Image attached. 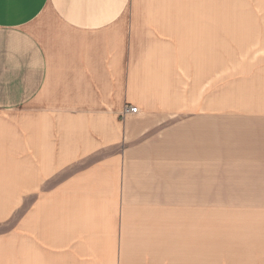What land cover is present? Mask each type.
Segmentation results:
<instances>
[{"label": "crops", "instance_id": "1", "mask_svg": "<svg viewBox=\"0 0 264 264\" xmlns=\"http://www.w3.org/2000/svg\"><path fill=\"white\" fill-rule=\"evenodd\" d=\"M131 1L0 0V264H173V205L206 203V184H174L171 149L125 143L146 134L126 102L158 108L145 98L151 75L164 77L141 69ZM215 11L198 47L202 85ZM179 155L188 183L187 143ZM247 185L234 184L246 192L229 203L255 200ZM203 253L181 264H204Z\"/></svg>", "mask_w": 264, "mask_h": 264}, {"label": "rangeland", "instance_id": "2", "mask_svg": "<svg viewBox=\"0 0 264 264\" xmlns=\"http://www.w3.org/2000/svg\"><path fill=\"white\" fill-rule=\"evenodd\" d=\"M132 4L140 7L141 69L149 66L150 73L164 77L151 75L152 92L145 98L156 101L158 108H152L155 102L148 109L126 102L125 119L136 115L146 134L125 143L171 149L173 182L189 184V193L195 184H206L205 204L195 198L173 205L174 229H181V235L173 238V264H181L188 252L190 256L204 252L203 260L197 258L204 264H264V200L260 201L264 198V0H132ZM213 9L220 20V37L211 60L207 49L212 46L205 45L202 85V77H197L198 47L203 31L208 41L206 21L212 20L208 11ZM132 104L140 107L139 115L126 113ZM186 143L188 183L180 173L184 158L179 155ZM148 159L154 163L159 158ZM234 184L258 186L249 194L255 200L235 203L246 190L234 189ZM181 194L186 198L187 192ZM215 202L226 203L211 205ZM251 255L257 261L250 262Z\"/></svg>", "mask_w": 264, "mask_h": 264}, {"label": "built area", "instance_id": "3", "mask_svg": "<svg viewBox=\"0 0 264 264\" xmlns=\"http://www.w3.org/2000/svg\"><path fill=\"white\" fill-rule=\"evenodd\" d=\"M140 112L139 107L138 106H134V105H130L126 107V113L127 114H138Z\"/></svg>", "mask_w": 264, "mask_h": 264}]
</instances>
